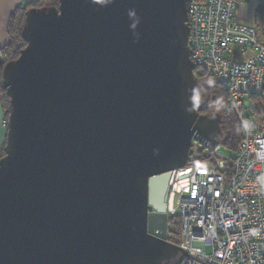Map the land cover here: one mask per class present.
I'll use <instances>...</instances> for the list:
<instances>
[{
    "label": "water",
    "instance_id": "obj_1",
    "mask_svg": "<svg viewBox=\"0 0 264 264\" xmlns=\"http://www.w3.org/2000/svg\"><path fill=\"white\" fill-rule=\"evenodd\" d=\"M188 0H58L27 9L26 46L2 69L0 264H180L167 240L172 171L193 141L221 143L201 114Z\"/></svg>",
    "mask_w": 264,
    "mask_h": 264
},
{
    "label": "built area",
    "instance_id": "obj_2",
    "mask_svg": "<svg viewBox=\"0 0 264 264\" xmlns=\"http://www.w3.org/2000/svg\"><path fill=\"white\" fill-rule=\"evenodd\" d=\"M243 3L187 2L194 75L225 90L241 141L230 161L219 143L207 163L172 171L181 228L173 241L169 219L167 240L186 251L180 264H264V43L238 18Z\"/></svg>",
    "mask_w": 264,
    "mask_h": 264
},
{
    "label": "trees",
    "instance_id": "obj_3",
    "mask_svg": "<svg viewBox=\"0 0 264 264\" xmlns=\"http://www.w3.org/2000/svg\"><path fill=\"white\" fill-rule=\"evenodd\" d=\"M50 4L57 5L58 0H37L35 2L28 3L24 7L18 8L10 17L9 34L11 36V41L4 48L0 49V59L4 61V63H2L0 60V92L3 90V94L5 96L7 120L9 116L10 104L6 88L2 82V69L5 63L16 59L20 55L21 50L26 46V41L22 36V27L27 9L31 7H42ZM212 82L211 99L200 109V113L208 114L218 112L222 115L221 129L223 137L221 142L228 150L235 151L241 141V126L229 107L228 97L225 90L216 81L212 80ZM5 143L0 149V158L5 155ZM208 157L200 156L198 158H192V156H189L188 162L201 164L205 163ZM170 219L174 220V224H176L178 228H181V219L179 217L173 216Z\"/></svg>",
    "mask_w": 264,
    "mask_h": 264
},
{
    "label": "crops",
    "instance_id": "obj_4",
    "mask_svg": "<svg viewBox=\"0 0 264 264\" xmlns=\"http://www.w3.org/2000/svg\"><path fill=\"white\" fill-rule=\"evenodd\" d=\"M37 0H0V49L11 41L9 22L11 15L21 7ZM238 18L247 24L254 25L258 31V38L264 43V0H244L237 11ZM260 34V35H259ZM4 108L0 101V149L6 141L7 129L4 125Z\"/></svg>",
    "mask_w": 264,
    "mask_h": 264
},
{
    "label": "rangeland",
    "instance_id": "obj_5",
    "mask_svg": "<svg viewBox=\"0 0 264 264\" xmlns=\"http://www.w3.org/2000/svg\"><path fill=\"white\" fill-rule=\"evenodd\" d=\"M259 39H260V36H259ZM0 60H1L2 63H4V61L2 59H0ZM207 78L210 79V80L213 79L212 77H209V76H207ZM211 89H212V86H211ZM211 89L208 91V93L210 94V99H211ZM244 100H245V105L247 107H249V104L250 103H249L248 98L245 97ZM0 101L2 102L3 107H4L5 118H4V121L3 122L5 123L4 125L6 126V129H7V123H8L7 116H6L7 110L5 109L6 103H5V96L3 94V90H2V92H0ZM232 112L234 113L233 110H232ZM234 115H235V117L237 119V115L235 113H234ZM220 145H221V152L220 153L222 155L221 157L224 160L230 161L231 158L234 156V153L235 152L234 151H231V150H228L222 144V142L220 143ZM209 155H210V151H209V149L206 146H204L202 143H200L198 141H193V144H192V147H191V151H190V155L189 156H192V158H198L200 156H204V157L206 156V157H208ZM208 159H209V157H208ZM208 159H206V162L205 163H207V160ZM191 163H193V162H190V163L188 162L187 164H191ZM205 163H201V165L202 164H205ZM194 164H196V163H194ZM220 165H222V164H220ZM178 203H179L178 198L177 197H174V208L175 209H174V213L170 215V218L173 217V216H177L178 217V215H177L178 214ZM170 224H171V228L173 229V241L179 242L180 241V228H178L176 226V224H174V220H171L170 219Z\"/></svg>",
    "mask_w": 264,
    "mask_h": 264
},
{
    "label": "flooded vegetation",
    "instance_id": "obj_6",
    "mask_svg": "<svg viewBox=\"0 0 264 264\" xmlns=\"http://www.w3.org/2000/svg\"><path fill=\"white\" fill-rule=\"evenodd\" d=\"M213 83L211 82V85H212ZM212 90V89H211ZM170 193H172V190L170 189Z\"/></svg>",
    "mask_w": 264,
    "mask_h": 264
},
{
    "label": "bare ground",
    "instance_id": "obj_7",
    "mask_svg": "<svg viewBox=\"0 0 264 264\" xmlns=\"http://www.w3.org/2000/svg\"><path fill=\"white\" fill-rule=\"evenodd\" d=\"M171 214H172V213H171ZM171 214H170V215H171ZM169 219H170V217H169Z\"/></svg>",
    "mask_w": 264,
    "mask_h": 264
}]
</instances>
